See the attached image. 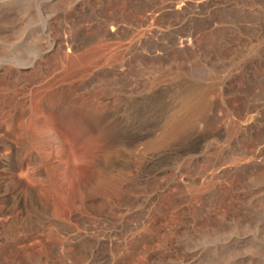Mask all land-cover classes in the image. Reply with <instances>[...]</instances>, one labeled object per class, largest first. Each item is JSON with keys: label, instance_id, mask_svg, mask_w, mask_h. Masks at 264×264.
<instances>
[{"label": "rangeland", "instance_id": "rangeland-1", "mask_svg": "<svg viewBox=\"0 0 264 264\" xmlns=\"http://www.w3.org/2000/svg\"><path fill=\"white\" fill-rule=\"evenodd\" d=\"M0 264H264V0H0Z\"/></svg>", "mask_w": 264, "mask_h": 264}, {"label": "bare ground", "instance_id": "bare-ground-1", "mask_svg": "<svg viewBox=\"0 0 264 264\" xmlns=\"http://www.w3.org/2000/svg\"><path fill=\"white\" fill-rule=\"evenodd\" d=\"M191 40L190 39H185V40H183V41H181L180 42V46L181 47H188L189 45H191ZM188 104V103H187ZM191 104V103H190ZM189 105V104H188ZM19 187V183H16L15 184V188H18ZM30 197H31V199H29V200H31V202H37L36 201V198H35V195H34V193L31 191L30 192ZM30 202V201H29Z\"/></svg>", "mask_w": 264, "mask_h": 264}]
</instances>
